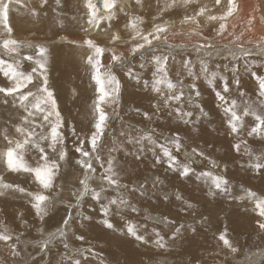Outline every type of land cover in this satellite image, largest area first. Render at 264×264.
I'll use <instances>...</instances> for the list:
<instances>
[{
    "label": "rangeland",
    "instance_id": "obj_1",
    "mask_svg": "<svg viewBox=\"0 0 264 264\" xmlns=\"http://www.w3.org/2000/svg\"><path fill=\"white\" fill-rule=\"evenodd\" d=\"M145 1L147 2L142 0L140 4H137L136 0H118L114 19L101 21L99 28L91 27L87 23L88 9L85 6V0H60V4H57L56 0H47L43 6L41 0H20V3L10 5L8 24L12 28V33L9 36L0 24V40L11 38L22 44H31L32 47L21 48L18 54H8L1 43L0 60L8 63L20 60L19 70L28 74L36 65L34 61L24 60L23 57L35 56L37 45L48 49L46 72L48 88L54 94L57 109L63 119V127L60 131L64 136V144L57 146V152H52L50 148H47V142H42V146L49 154V159H56L60 165L53 187L49 190H43L28 173L9 171L3 159L0 158V177L3 178L4 183L19 185L25 189L23 193L14 188L0 189L3 192V195H0V232L6 231L12 237L8 242L0 241V264H75L77 260L80 264H203L202 262L212 264V261L217 259L221 260L219 264H264V230L257 224V220L264 218L253 216L255 212L250 211L253 209L251 205L254 202L249 199L244 200L248 198L247 195L237 196L236 193L241 191L230 187H240L237 180H240L238 177L244 172L258 176L261 174L260 179L264 183V178L262 179L264 169L255 171L250 167L253 160L264 157V139L247 135L255 123L250 116L244 117V126L238 134L231 133L227 124L228 117L222 109L224 106L215 95L217 91H223L225 82L228 84L229 92L223 94L230 100L238 101L240 93L244 96L250 95V91L243 90L249 88L250 79L248 81L246 71L250 69L247 66H252L254 59L260 60L259 64L264 66V55H255L252 51H248L257 49L255 44L249 46L239 44L242 46L240 49L227 53L225 56L206 54L205 52L209 50L198 46L209 39L215 41L220 37V35L213 36L208 33L209 23L198 29L202 32V36L190 35L189 29H181L183 33H180V37L182 38L175 44L168 42L169 39L166 42L163 39L154 41L151 49L142 50L143 56L138 52L133 57L129 55V49L131 43L136 41L126 42L131 39V32L125 27L131 16L143 19L140 27L147 33L152 30L153 24H164L174 16H181L183 19L185 15H192L198 9L196 7L207 2L199 0L197 6L192 4L194 12L184 8L170 16L168 13L161 14L158 11L157 4L160 0H150L149 4L152 6L148 8ZM223 2L224 0L219 5L220 8L216 6L218 9L214 11L216 12L214 15L217 12L220 14L224 12ZM241 7L239 9L241 8L242 11L238 14L236 12L232 18L244 13V5ZM121 8L123 11L120 10ZM101 12L99 14L103 15V11ZM181 19L176 21L180 22ZM202 19L203 17L200 18L203 24ZM261 23L264 25V20ZM166 24L168 27V22ZM216 24L214 28H218V23ZM184 26L185 24L182 28ZM167 33L164 35L167 36ZM113 34H119L121 39L111 42ZM86 39L93 40L105 49L101 62L105 68L112 66V71L121 85L118 102L102 105L108 114V121L97 153L87 158L81 157L76 148L83 140L84 149L91 151L89 139L95 131L96 119L94 102L99 93L96 91L95 81L91 78V66L86 63L87 56L90 54V50L84 45ZM192 41L200 42L197 46L200 50L192 51L191 47L180 49L182 45L180 43L189 44ZM220 43L217 41L212 45ZM260 47L264 48V43H261ZM244 49L247 51L244 52ZM112 51H115L117 55H123L125 58L123 64L112 63L110 59ZM228 54L230 57L227 56ZM153 55L168 57L169 78L174 83L183 81L182 101H169V106L165 107L163 97L152 91V85L156 79L155 64L151 59ZM142 64L144 67H141ZM129 69L132 75H128ZM189 70L192 75H189ZM208 73L215 74L210 76L211 74ZM32 74L35 77L34 85L42 82V77L38 73ZM193 82L196 84V91L200 93L199 96H196L195 91L188 87ZM11 84L12 82L0 72V87H11ZM161 88L166 95L165 86L161 85ZM29 89L36 91L33 85H29ZM29 89L22 91L26 92ZM243 101L246 100H241L242 105L237 103L239 107H244ZM157 105L159 108L156 107ZM252 106L259 108L258 111H264L260 108V101H255V105ZM177 107L192 113L191 117H184L189 121L188 123H184V119L177 116L174 111ZM237 111L239 112L240 109L238 108ZM27 115L28 113L21 107L19 93L13 95L0 93V152L8 147L7 141L3 139V131L7 129L10 138H19L15 132V126L22 124V117ZM52 119L55 120V117ZM36 122H40L39 118H36ZM36 131L47 132L48 128L43 130L37 128ZM177 134L182 145L179 152H176L169 143ZM146 136H151V142L144 139ZM255 138H259L257 148L250 150L247 144H241L239 156L241 161L230 160L233 153L236 154L234 144L241 140L250 141L251 144ZM161 144H167L172 149L181 165L188 164L191 171L187 175L181 174L182 167L168 166L166 158L162 157L158 148ZM252 146L255 145L252 144ZM61 147L67 152L62 161L58 158ZM245 147L252 153L251 158H249L251 153L250 155L246 153ZM194 148L204 155L194 154L192 151ZM97 154L100 160L95 159ZM137 156L140 158L137 159ZM156 156L162 157L159 164L156 163ZM109 158H114L115 167L119 173L120 188L109 187L106 182L101 181ZM80 159H91L96 172L85 173V170L77 163ZM25 160L35 167L40 162L38 151L30 148L25 153ZM220 163L222 166L219 165ZM101 164L104 167H101ZM208 172H211L213 176H222L228 181V187L225 185L226 192L215 189L211 178L202 175ZM86 174L91 177L88 181L91 188L96 191L104 189L99 201L93 199L89 192L77 202L76 196L83 191L80 180ZM201 184H204V187ZM259 189H264V186ZM210 191L214 193L211 197ZM233 191L236 192L233 193ZM29 192H42L49 197V201H46L47 214L43 219L37 216L35 209L32 208L33 201L28 195ZM111 199H123L127 201V204L110 205L109 214L105 217L102 205H107ZM226 199L229 201H225ZM236 200L244 201L242 204L246 203L244 207L250 211L231 209V212H238L242 214L241 216L253 219L239 230L241 237H233L232 233L227 236L238 251L228 252L229 254L224 256L219 249L224 247L222 241H219V245H212L213 251L208 250L207 248L213 243V238L206 233L207 223L203 224L202 220L207 217L208 211L212 210L210 208L222 209L226 207V203L233 204ZM189 203L192 208L187 207ZM223 203H225L224 206ZM199 204H202V208L197 212ZM69 216L71 219L68 225L64 226V220ZM164 217H168L174 223H165ZM105 218L113 224V228L109 229L102 223ZM129 222L137 226V233L145 237L147 245L127 233ZM250 222H253V226ZM220 225L222 226L218 221L214 227L224 229L225 226L220 227ZM177 228L180 229L179 232L176 231ZM60 232L65 234L61 236ZM156 233L164 237L167 249L155 244ZM81 236L83 239H78ZM46 241H48L47 247H43ZM151 248L153 250L150 252ZM211 253H213L212 256Z\"/></svg>",
    "mask_w": 264,
    "mask_h": 264
},
{
    "label": "snow or ice",
    "instance_id": "obj_2",
    "mask_svg": "<svg viewBox=\"0 0 264 264\" xmlns=\"http://www.w3.org/2000/svg\"><path fill=\"white\" fill-rule=\"evenodd\" d=\"M142 0H136L137 4H140ZM13 3H20V0H0V24L3 25L4 30L11 36L12 28L8 24L10 5ZM42 6L47 3V0H41ZM57 4H60V0H56ZM118 0H100V4H102V8L98 6L97 3H94L93 0H85V6L88 9V20L87 23L91 27H100L101 21H112L116 15L115 9L117 8ZM222 0H214V6L221 5ZM191 4H199V0H165L164 7L160 9L161 13L177 7H188ZM123 11V8L120 9ZM239 10V6L236 0H227L226 10L220 15H213L212 8H210L207 4L201 5L192 15H185L181 21L183 24L191 23L195 25L190 32V35H201L202 32L198 31L201 27L200 18H204L205 23H218V28L216 29L217 35H223L228 29V19L232 17ZM103 11V15H100ZM35 14V13H33ZM156 19V17H154ZM253 17L248 19V24L251 25L253 22ZM264 20V17H261ZM143 23V19L141 17L133 16L129 22L125 25L127 29L131 32L130 41H126L127 43H131L132 41H136L135 43H131V47L129 49V55L135 56L136 53L140 52L143 56V52L151 49L153 47L154 41L164 40L167 41V36L164 35L168 31L167 24H153L152 30L147 33L140 27ZM111 26V25H110ZM250 30V28H249ZM243 35V33H241ZM121 37L118 34H113L111 36V42L119 41ZM236 40H239L240 37H236ZM261 43H264V37L261 38ZM261 43L257 44V47L261 46ZM84 45L90 50V54L87 56L86 63L91 66L92 69V80L96 83V91L99 93L96 101L94 102V113L96 114V119L94 123L95 131L92 133L89 143L91 145V151H87L84 149L83 144L84 141H80V146L76 148V151L80 153L81 157H91L93 153H97L98 145L101 138L104 135V130L108 121V114L102 107L104 104H115L118 102L119 94H120V81L117 79L115 74L112 71V66L109 65L105 68L104 64L101 62V57L104 56L105 49L98 44H96L91 39H86L84 41ZM238 47L241 45H237ZM2 47L5 49L6 53H19V50L24 47H32L31 44H22L15 39H5L2 41ZM198 47L201 48H210L212 45L202 44ZM47 53L48 49L44 46L37 45L36 46V54L35 56L28 55L23 57L24 60L34 61L36 67L32 69L31 73L25 74L23 71H20V60H16L14 63H8L5 60H0V72L8 78L12 82L11 87H0V93H4L5 95H13L19 93V101L21 107L25 109L28 113L27 116L22 117V124H18L15 126V132L18 134L19 138H10L7 129H5L2 133L3 139L7 141L8 147L5 151L0 152V158L3 159L7 169L11 172H23L28 173L34 177V180L39 184V186L43 190H49L53 187L54 180L59 172L60 165L56 159H49V154L45 151V147L42 146V142H47V148H50L52 152H57V146L64 144V136L60 129L63 127V119L60 116V113L57 109L56 99L52 91L48 88L47 81ZM113 64L121 65L124 62L123 55H117L115 51H112V55L110 57ZM152 61L155 64V73L156 79L152 85V91L161 95L163 97V104L165 107L169 106V101L175 100L177 102L182 101L184 97V92L182 90L183 81H177L174 83L168 74V65H167V56H155L151 57ZM141 67H144L142 64ZM104 69V71H101ZM206 71V69H205ZM32 73H38L40 77H42V82L39 84H33L35 77ZM128 75H132L131 69L128 70ZM189 75H192L189 70ZM253 75H255L253 73ZM238 84L239 81L237 80ZM29 85H33L36 87V91L33 92L29 89ZM161 85L165 86L167 94L165 95L164 90L161 88ZM190 89L195 91V95L199 96L200 93L196 91V84L193 82L188 85ZM258 87L259 92L258 95L260 99V107L264 109V78H258ZM24 89H29L28 91H22ZM229 87L227 82L223 85V91H217L215 93L217 100H219L223 107L225 115L228 117L227 124L230 128L231 133H239L244 126V117H252L254 120V126L250 128L247 132V135L252 137L256 136L261 139H264V111H258L253 106L249 105L245 102L244 107L238 112L237 109L239 105L235 99H229L223 93H228ZM243 95V93H241ZM159 108V105L156 106ZM177 116L181 119L184 117H191L192 113L190 111H183L182 108H175ZM147 118V113H145ZM55 117V120L52 119ZM29 118H32L31 120ZM36 118H39V123L36 122ZM187 119H184V123H188ZM27 125V127L25 126ZM39 128L41 130L48 128L47 132L41 131L38 133L36 129ZM144 139L151 142V136H146ZM169 143L174 147L176 152H179L182 145L180 142L179 135L177 134ZM241 144L246 145V140H241L239 143L233 145L237 152L241 150ZM36 149L39 153V161L35 167L29 165L25 160V153L30 149ZM160 152L162 153V157L166 158L169 167L177 166L182 167V175H187L191 168L188 164L181 165L177 159V157L173 154V151L167 144L158 145ZM143 151V149H140ZM193 153L198 156H203L202 152H197L194 148ZM245 152H250L247 148H245ZM153 154L155 155V150L153 149ZM67 155V152L61 147L58 151L59 160H64ZM161 156H156V163L159 164L162 159ZM140 157L137 156V159ZM96 160H100V156L97 154L95 156ZM77 163L85 170V173L91 172L95 173L96 169L93 167L91 159H80L77 160ZM214 163V162H212ZM101 167H104L101 164ZM250 167L255 171H260L264 169V157H258L253 160L250 164ZM202 175L210 177L212 181V185L215 189L219 191H226L225 185H227L228 181L222 176H213L211 172L203 173ZM119 173L115 167L114 158H109L107 160V167L105 168L104 173L101 176V181L106 182L109 187L120 188V180ZM89 177L87 174L84 176L82 180H80V184L83 185V191L80 192L76 198L77 202H79L85 195L91 192L93 199L99 201L101 199V192L104 190L101 188V191H96L91 188L88 183ZM126 187V186H124ZM14 188L15 190L23 193L25 189L20 187L19 185L7 184L4 183L3 178L0 177V189H9ZM212 191L209 192V195H213ZM0 195H3V192L0 191ZM28 195L32 198V208L35 209L36 215L41 219L47 214L46 201H49V197L44 195L42 192H29ZM75 195V194H74ZM248 199L254 202V211L256 214L264 218V197L257 196L255 192L248 191L247 193ZM179 198V197H178ZM127 204V201L123 199H111L108 201L107 205H102V210L104 212L105 217L109 214V206L110 205H123ZM188 208H191L192 205L189 203L187 205ZM133 211L135 209L133 208ZM68 219L64 220V226H67L69 223ZM164 222L167 224H172L174 221L169 220L168 217L163 218ZM102 223L109 229L113 228V224L108 220L104 219ZM258 227L264 230V219L257 220ZM179 228L176 229L179 232ZM127 233L133 237L137 241L147 242L143 235H139L137 233V226L129 222L127 224ZM65 233L60 232V235L63 236ZM157 239L154 241L155 244L164 248V237L159 233H156ZM51 238V237H50ZM11 235L7 234V232H0V241L8 242L11 240ZM78 239H83V237H78ZM218 239L223 242L224 247L230 249L231 252L235 253L238 251L236 247H234L231 241L227 238V232H223L219 235ZM48 241H46L43 247H47ZM67 247V245H65ZM14 251V250H13ZM15 254V251H14ZM75 264H80V261H75Z\"/></svg>",
    "mask_w": 264,
    "mask_h": 264
},
{
    "label": "bare ground",
    "instance_id": "obj_3",
    "mask_svg": "<svg viewBox=\"0 0 264 264\" xmlns=\"http://www.w3.org/2000/svg\"><path fill=\"white\" fill-rule=\"evenodd\" d=\"M94 1V0H93ZM207 2H205V4L207 3V5L210 7V8H212V12L213 13H211V14H215L214 13V11L215 10H217L216 9V6H214V0H206ZM148 2V3H147ZM147 2L145 1V4H147V8L148 7H150V6H152L151 4H149L150 3V0H147ZM211 2V5H209V3ZM236 2H237V4H238V6L239 7H241V5H244V13L241 15V16H235L236 18H232V17H230V18H232V19H228V21H227V23H228V29H227V31L221 36L220 35V37L218 38V40H215V41H210V39L209 40H207V41H205V42H203V44H215L217 41H219V42H221L219 45H212V47H210V48H202V49H204V50H209V51H207V52H205L206 54H209V55H220V56H225V54H227V53H229L230 54V52L232 53V52H235V50H237L238 48L240 49V47H242V46H237V45H239V44H246V46H249V45H253V44H255L256 45V48L257 49H253V50H248V51H252V53L253 54H255V55H264V48L263 47H257V44L258 43H261V38L262 37H264V25L261 23L263 20L261 19V17H264V0H236ZM94 3H95V1H94ZM164 3H165V0H160V2L157 4V8H158V11L161 13V11H160V9L161 8H163L164 7ZM203 4H204V2H203ZM196 6H197V4H196ZM211 6H214V7H211ZM194 6L191 4V5H189L188 7H186V9L187 10H189V9H191L192 10V12H194V8H193ZM219 7V6H218ZM226 7H227V0H224V2H223V5H222V9L225 11L226 10ZM156 8V7H155ZM185 7H181V6H177V7H174V8H171V9H169V10H167V11H165V12H163V13H168V15H173L172 13H177V12H179V11H181L182 9H184ZM196 8H198V7H196ZM220 8V7H219ZM242 8V7H241ZM240 8V9H241ZM150 9V8H149ZM238 10L237 11V14H238V12L239 11H242V10ZM243 9V8H242ZM154 10V9H153ZM196 11V10H195ZM219 11V10H218ZM190 12V11H189ZM102 13V12H101ZM163 13H161V14H163ZM160 14V15H161ZM220 14V12H217V14L216 15H219ZM222 14V13H221ZM100 15H102V14H100ZM150 15H152L151 13H150ZM154 15H155V13H154ZM167 15V16H168ZM250 17H253L254 19H253V22H252V24L251 25H249L248 24V19L250 18ZM176 19H181V16H174V17H170V19L167 21L168 22V27H169V29H168V33H167V39H169V41L168 42H170V43H173V44H175L177 41H178V39H181L182 37H180L181 36V34L183 33H181V29H189L190 31L193 29V28H195V25H193V24H185V26H184V28H182V26L184 25L183 23H181V21L180 22H178V21H176ZM182 20V19H181ZM202 21H203V24L201 25V27L200 28H202V27H205V26H207L209 23H205V21H204V18L202 19ZM166 22V23H167ZM217 22H213V23H210V28L208 29V33L210 34L211 33V35H213L214 36V34L216 35L217 33H216V29L217 28H214L217 24H216ZM23 24V23H22ZM171 24V25H170ZM176 24V25H175ZM171 26V27H170ZM20 28V27H19ZM249 28H250V30H249ZM114 31V30H113ZM189 32V31H188ZM181 33V34H180ZM241 33H243V35H241ZM180 34V35H179ZM205 34V33H204ZM203 34V35H204ZM119 35V34H118ZM218 36V35H217ZM236 37H240V39L239 40H236L235 38ZM194 38V37H193ZM212 39V38H211ZM216 39V38H215ZM213 40V39H212ZM181 42V41H180ZM198 43H200V42H194V41H192V43L190 42L189 44L188 43H180V44H182L181 46H180V49H189L188 47H191V50L192 51H198V50H200L197 46H198ZM201 45V44H200ZM233 45V46H232ZM231 46V47H230ZM171 47V46H170ZM173 48V47H172ZM29 49V48H28ZM168 49H169V47H168ZM169 51V50H168ZM202 51V50H201ZM200 51V52H201ZM245 51H247V50H245L244 49V52ZM241 52H243V50H241ZM194 53H196V52H194ZM197 54H198V52H197ZM229 54L227 55V56H229ZM234 54H236V53H234ZM238 54V53H237ZM202 55V54H201ZM230 57V56H229ZM233 57V56H232ZM109 58V57H108ZM253 61V64H252V66H247V68L248 69H250V70H248V71H246V74H247V77H248V81H249V79H250V81H249V83H248V87L249 88H246V89H243V90H245V91H247V92H251L250 93V95H246V96H244V94L243 95H241V93H240V95H239V97H238V101H237V103H240L241 104V100H246V101H243L242 103L243 104H245V102H247L249 105H255V101H260V97H259V95H258V92H259V87H258V78H264V69H263V67L264 66H262V64H259L260 63V60H257V59H254V60H252ZM193 62V61H192ZM182 63H183V61H182ZM214 64V63H213ZM250 65V64H249ZM215 66V65H214ZM253 73L255 74V75H253ZM209 74V73H208ZM211 74V75H210ZM209 75L210 76H212V75H214L215 73H210ZM205 78V77H204ZM253 88H255V89H257V91L255 90V89H253ZM242 90V91H243ZM212 104V103H211ZM242 105V104H241ZM210 107V106H209ZM259 107V106H258ZM240 110L242 109V106H240V107H238ZM261 108V107H260ZM211 108H209V110H210ZM223 109V108H222ZM256 109H259V108H256ZM220 110V109H219ZM201 112V111H200ZM210 112V111H209ZM207 113V112H206ZM218 114V113H217ZM209 116V115H208ZM211 117V116H210ZM202 119V118H201ZM203 122H204V120H203ZM206 122V121H205ZM229 134H230V132H229ZM238 140H240V139H238ZM252 144H254L255 146H252ZM259 144V138H255L254 140H253V142H251V144H250V141H248L247 142V148L248 149H250V150H252L253 148H257V145ZM246 148V147H245ZM242 149V148H241ZM236 151V150H235ZM242 152V151H241ZM251 153V152H250ZM243 154H244V152H243ZM211 157H213L214 158V156H212V155H210ZM209 156V157H210ZM239 156H240V152H237L236 151V154L235 153H233V155L230 157L231 159V161L232 162H236V161H241V159L239 158ZM251 156H252V153H251V155H250V157L249 158H251ZM233 158V159H232ZM253 158H254V156H253ZM215 159V158H214ZM231 162V163H232ZM219 163V162H218ZM248 163V162H247ZM215 164H216V162H215ZM207 165V164H206ZM219 165H221V163L219 164ZM219 165H217V166H219ZM222 166V165H221ZM228 169V168H227ZM242 169H243V167H242ZM253 170V169H252ZM263 171V170H262ZM257 173V172H256ZM263 173V172H262ZM245 175H247V176H249V178H246V176ZM261 175V174H260ZM260 175L258 176V175H254V174H250L249 172L247 173V174H245V172L241 175V176H239L238 177V179H240V180H237L239 183H240V187H233V186H230L229 184V186L230 187H232V189L233 190H239V191H241V192H238V193H236L237 194V196L238 195H240V196H245V195H247V193H248V191L250 190V191H252V192H255L256 194H257V196H260V197H264V189H259L260 187H262V186H264V183L261 181V177H260ZM264 175V174H263ZM264 177H262V179H263ZM264 180V179H263ZM100 181V180H99ZM184 182V181H183ZM160 185V187H161V184H159ZM185 186V185H184ZM183 186V187H184ZM201 186L202 187H204V184H201ZM227 186V185H226ZM165 187V186H164ZM187 187V186H186ZM228 187V186H227ZM226 187V188H227ZM175 188V187H174ZM76 189V188H75ZM158 189V188H157ZM172 189V188H171ZM241 189V190H240ZM186 190H187V188H186ZM190 190V189H189ZM230 190H231V188H230ZM229 190V191H230ZM185 191V190H184ZM232 191V190H231ZM231 191H230V193H231ZM75 192V191H74ZM150 192V191H149ZM148 192V193H149ZM190 192V191H189ZM222 192V191H221ZM226 192V191H225ZM236 191H233V193H235ZM205 194V193H204ZM217 194H218V192H217ZM220 194V193H219ZM223 194H225V193H223ZM198 195H199V193H198ZM221 195V194H220ZM226 195H228V194H226ZM225 195V196H226ZM155 196V195H154ZM187 196V195H186ZM209 196V195H208ZM175 197V196H174ZM210 197H211V195H210ZM219 197V196H218ZM152 198V197H151ZM209 198V197H208ZM244 198V197H243ZM159 199H161V197L159 198ZM169 199H170V197H169ZM229 199V198H228ZM228 199H226L225 201H227ZM234 199H237V198H234ZM189 200V199H188ZM215 200V199H214ZM244 200H248V198H244ZM250 200V199H249ZM229 201V200H228ZM170 202V201H169ZM180 202V201H179ZM188 202V201H187ZM204 203H206V204H208V202H205V201H203ZM213 202V201H212ZM224 202V201H223ZM160 203V202H159ZM163 203V202H162ZM165 203V202H164ZM202 203V202H201ZM242 203H244V201H239V200H236L235 201V203H230V202H228V203H226V207L225 208H210V209H212V210H209L208 211V215H207V217L206 218H204V220H202V223L203 224H205L206 225V223H207V226L205 227V229H207L206 231V233L209 235L210 234V236L213 238V243L212 244H210L211 246L209 247V248H207L208 250H210V251H213L214 249L212 248V245L213 244H217V245H219V239H218V237H219V235L221 234V233H223V232H227V236L228 235H230V233H232L233 234V237H236V236H239V237H241V235L239 234V230L242 228V227H244V225L247 223V222H249V221H251V220H253L252 218H250V217H247V216H241L242 214H239L238 212L237 213H232L231 212V209H243V211H250V210H248V208L247 207H244V205L246 204H242ZM248 203V202H247ZM251 203V202H250ZM219 204V203H218ZM224 204L225 203H223V206H224ZM202 205V204H201ZM200 204L198 205V209H197V212L200 210V208H202V206H201ZM208 206V205H207ZM220 206V205H219ZM251 206H253V209L250 211V212H255L254 211V204H252ZM131 206H129V208H130ZM179 207H180V205H179ZM178 207V208H179ZM181 207H183L182 205H181ZM210 207V206H209ZM175 208V207H174ZM192 208V207H191ZM158 209H160V208H158ZM194 209V208H193ZM174 210H176V209H174ZM204 212V211H203ZM247 212V213H248ZM200 213H201V211H200ZM207 213V212H206ZM205 213V214H206ZM249 214V213H248ZM187 215V214H186ZM218 215H219V217H218ZM250 215V214H249ZM253 216H258L257 214H256V212H255V214H252ZM201 217V216H200ZM213 217H214V220H213ZM194 218V217H193ZM201 221V220H200ZM220 222V224H222V226L220 225V227H223V226H225L224 227V229H218L217 227L215 228L214 226L216 225V223L217 222ZM114 223V222H113ZM247 225V224H246ZM250 225L251 226H253V222H250ZM189 227V226H188ZM202 227V226H201ZM248 227V226H247ZM247 227H245V228H247ZM150 228H153V227H150ZM204 229V228H203ZM247 230H248V228H247ZM254 231H255V229H254ZM50 232V231H49ZM252 232V231H251ZM243 233V232H242ZM202 235H204V233H202ZM215 236V237H214ZM150 240V239H149ZM201 240H202V237H201ZM204 240V239H203ZM232 240V239H231ZM233 241V240H232ZM146 243H148V242H146ZM145 243V244H146ZM181 243V242H180ZM199 243V242H198ZM204 243V242H203ZM209 243V242H208ZM192 244V243H191ZM132 245H134L135 246V244H132ZM142 245V244H141ZM147 245V244H146ZM149 245V244H148ZM200 245V244H199ZM143 246H145V245H143ZM221 246V245H220ZM219 246V247H220ZM145 247H147V246H145ZM217 248V247H216ZM165 249H167V245H165ZM221 251H222V253H223V255L224 256H226V255H228L229 253L228 252H231L228 248H226V249H224V247H221V248H219ZM147 250H149V249H147ZM151 250H153L152 248L150 249V252H151ZM198 250V249H197ZM202 250V249H201ZM205 250V249H204ZM160 251H161V249H160ZM176 251V250H175ZM137 252V251H136ZM173 252V251H172ZM206 252V251H205ZM217 252H219V251H217ZM149 253V252H148ZM177 253V252H176ZM179 253H180V251H179ZM222 253L220 252V254L222 255ZM212 254L213 253H211V256H212ZM172 255H173V253H172ZM175 256H179L180 257V255H177V254H174ZM244 255V254H243ZM199 256V255H198ZM205 256V255H204ZM210 256V255H209ZM208 256V257H209ZM217 256V255H216ZM258 256V255H257ZM207 257V258H208ZM218 257V256H217ZM213 258V257H212ZM211 258V259H212ZM241 258V257H240ZM239 258V259H240ZM201 261V260H200ZM205 261H207V260H205ZM220 259H217V260H213L212 261V264H219L220 263ZM239 261V260H238ZM237 261V262H238ZM255 261V260H254ZM202 262V261H201ZM211 262V261H210ZM203 264H204V262H202ZM207 264H211V263H207ZM241 264V263H240ZM251 264V263H250Z\"/></svg>",
    "mask_w": 264,
    "mask_h": 264
},
{
    "label": "water",
    "instance_id": "obj_4",
    "mask_svg": "<svg viewBox=\"0 0 264 264\" xmlns=\"http://www.w3.org/2000/svg\"><path fill=\"white\" fill-rule=\"evenodd\" d=\"M95 3L98 4V6H100L102 8V4H100V0H94ZM133 16L130 17V19L132 18ZM2 43V41L0 40V44Z\"/></svg>",
    "mask_w": 264,
    "mask_h": 264
}]
</instances>
